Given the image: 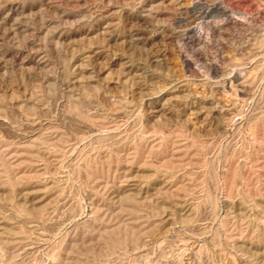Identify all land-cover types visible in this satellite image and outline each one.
Listing matches in <instances>:
<instances>
[{
  "label": "rangeland",
  "instance_id": "1",
  "mask_svg": "<svg viewBox=\"0 0 264 264\" xmlns=\"http://www.w3.org/2000/svg\"><path fill=\"white\" fill-rule=\"evenodd\" d=\"M0 264H264V0H0Z\"/></svg>",
  "mask_w": 264,
  "mask_h": 264
},
{
  "label": "bare ground",
  "instance_id": "2",
  "mask_svg": "<svg viewBox=\"0 0 264 264\" xmlns=\"http://www.w3.org/2000/svg\"><path fill=\"white\" fill-rule=\"evenodd\" d=\"M16 3H10L9 7L11 8V10H16ZM24 17V16H23ZM21 18V17H20ZM23 21V20H22ZM15 24V23H14ZM18 26V25H17ZM20 28V27H19ZM18 29V28H17ZM138 34V33H137ZM136 35V34H135ZM142 37V36H141ZM138 41H141L142 38H137ZM136 42V41H135ZM142 42V41H141ZM135 46V45H134ZM155 59V58H154ZM158 59V58H157ZM156 61V60H155ZM125 65V64H124ZM128 67V66H127ZM126 69V68H125ZM37 122V121H36ZM39 131V130H38ZM141 191V190H140ZM128 200V199H127ZM189 208V207H188Z\"/></svg>",
  "mask_w": 264,
  "mask_h": 264
}]
</instances>
